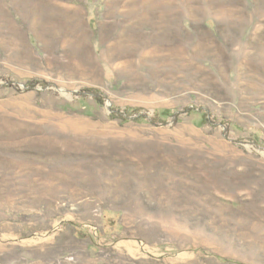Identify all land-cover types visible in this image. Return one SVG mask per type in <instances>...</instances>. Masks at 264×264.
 I'll use <instances>...</instances> for the list:
<instances>
[{
    "label": "rangeland",
    "instance_id": "rangeland-1",
    "mask_svg": "<svg viewBox=\"0 0 264 264\" xmlns=\"http://www.w3.org/2000/svg\"><path fill=\"white\" fill-rule=\"evenodd\" d=\"M0 264H264V0H0Z\"/></svg>",
    "mask_w": 264,
    "mask_h": 264
},
{
    "label": "trees",
    "instance_id": "trees-1",
    "mask_svg": "<svg viewBox=\"0 0 264 264\" xmlns=\"http://www.w3.org/2000/svg\"><path fill=\"white\" fill-rule=\"evenodd\" d=\"M87 91L89 92L90 90L87 89ZM98 92L97 90H93L91 92H93L95 94V98L98 102H103V97H100L96 94V92ZM115 113H117L118 116H130V115H137V119H140V118H145V115H143V113L141 112V110L139 108H135V107H127L124 112H120V110H114ZM114 113V114H115ZM153 119V118H152ZM150 119V120H152Z\"/></svg>",
    "mask_w": 264,
    "mask_h": 264
},
{
    "label": "crops",
    "instance_id": "crops-1",
    "mask_svg": "<svg viewBox=\"0 0 264 264\" xmlns=\"http://www.w3.org/2000/svg\"><path fill=\"white\" fill-rule=\"evenodd\" d=\"M4 5H6L7 6V3H6V1H4V3H3ZM8 8H6L5 6H4V12H12L11 10H10V8H9V6H7Z\"/></svg>",
    "mask_w": 264,
    "mask_h": 264
}]
</instances>
